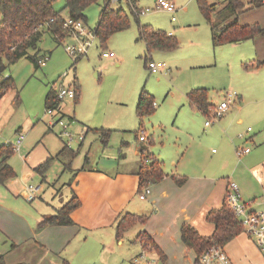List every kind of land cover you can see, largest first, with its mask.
Wrapping results in <instances>:
<instances>
[{
  "label": "crops",
  "instance_id": "1",
  "mask_svg": "<svg viewBox=\"0 0 264 264\" xmlns=\"http://www.w3.org/2000/svg\"><path fill=\"white\" fill-rule=\"evenodd\" d=\"M153 2L155 3V0ZM163 12L169 15L170 22L175 20L171 19L173 12H170L171 15L169 12ZM167 33L174 34V29ZM209 33L211 40L210 26ZM137 34L138 27L136 41L139 39ZM50 35L56 44L55 37ZM69 38L74 40L72 36ZM237 43L249 44L252 51L240 59L241 78L229 88L237 91V99L230 104V109L217 124L205 125L204 122L200 129L191 126L185 129L174 127V131L169 132V141L158 150L153 146L154 141L151 140L146 145L145 140H138V136L134 137L136 141L130 140L131 143L119 142L110 137L102 138L101 132L104 130L101 128L99 132H93L89 136L86 144L83 142L85 138L80 141L76 152L62 145L59 149L49 148L39 159L19 157L21 160L19 170L10 161V156L7 159L8 164L14 171L17 169L19 175L15 171L11 178L4 181L0 179V257L4 264L91 263L94 261L93 255L102 251L114 256L117 252V258L121 261L135 259L141 252L146 251L154 252L163 264H199L198 254L194 248L180 237V228L183 224H190L205 237L213 232L214 225L207 219V214L209 210L219 208L223 204L226 184L231 180L228 173L225 176L218 174L214 167L224 170L227 168V161L230 163L237 160L234 154L237 141L230 135L233 123H244L241 112L246 102L264 96V81L249 79L254 71H258L264 65V33ZM41 51L43 53L45 50ZM147 56L150 60V54ZM114 57L115 52L108 58ZM120 60L119 58L118 63ZM247 60L250 62H244ZM257 61L263 62L254 65ZM145 67L147 68L146 65ZM150 72L156 73L151 70ZM74 80L77 81V77L74 76L70 82L61 86H73ZM142 88L145 89V86H141L140 90ZM207 90L210 102L215 105L216 100L209 94L210 89ZM47 92L44 95V105ZM187 93V105L200 114L195 106L188 103ZM77 98L74 103L78 101ZM231 109L233 111L228 113ZM255 121L264 126V114L259 113L255 116ZM259 132L260 129L257 134L260 136ZM260 140H264V137ZM252 141L254 142V139ZM141 146L145 147L149 157L159 162L164 173L159 180L147 183L151 192L143 199L139 197L142 187L137 173ZM211 147H218L216 157L210 155ZM24 149L27 150L25 146ZM249 152L250 150L240 157ZM45 160H48V163L42 173L38 172L41 176H37L36 166ZM246 165L245 170L250 180H254L251 174H255L257 181L263 185L264 173L259 175V172L262 171L261 167H264V153H259L253 160H246ZM228 168L234 169L229 165ZM237 171L234 170L231 174L235 177ZM36 176L43 189L38 198L24 201L21 192L25 183L29 177ZM45 184L52 186L49 196L46 195ZM53 191L58 193L62 191V196L57 199L55 197L57 194ZM72 196H76L79 204L70 213L72 220L70 224H41L46 216L54 214ZM243 197L255 199L248 189L243 190ZM253 208L257 209L255 206ZM127 212L146 215L145 223L132 225L122 236L116 237L117 222ZM140 233L151 238L155 247L143 245ZM223 249L229 255L232 264H264L263 253L243 229L227 241Z\"/></svg>",
  "mask_w": 264,
  "mask_h": 264
},
{
  "label": "rangeland",
  "instance_id": "2",
  "mask_svg": "<svg viewBox=\"0 0 264 264\" xmlns=\"http://www.w3.org/2000/svg\"><path fill=\"white\" fill-rule=\"evenodd\" d=\"M103 1L91 3L84 10L87 28H94ZM173 2L176 10L172 14L175 20L170 22L167 13L153 9V0H111L110 7L124 10L130 18V23L128 28L113 33L106 40L105 48H102L98 39L93 36L86 54L79 55L73 64V57L66 52L65 44L73 43L74 40L66 36L55 44L51 33L45 30L38 45L41 50H45L41 57H46L38 68H35L26 57L18 59L6 68L4 75H10L14 85L3 94L0 101V144L13 141L18 133L22 135L21 151H13L10 157V161L18 170L21 157L39 159L49 148L59 149L65 145L64 138L58 135L60 126L56 120L60 116L68 121L73 137L70 149L74 152L80 143L77 138L79 133L84 134L85 139L82 141L86 144L89 136L93 132H99L101 128L108 133L107 138H115L119 142L136 141L134 137L141 135L143 130L144 143L148 145L152 140L155 150H158L169 141V132H173L174 127L185 129L191 126L200 129L203 126L207 114H197L195 109L188 106L186 93L193 87H206L210 89L209 94H212L213 100L218 103L222 100L223 92L234 91L229 88L241 78L240 59L250 54L252 47L244 43H226L214 47L210 40L209 24L197 7L196 0ZM64 5L65 0H55L53 8L65 17L68 12ZM133 7L142 8L145 13L136 16ZM219 8L220 4H216V10ZM222 13L217 31L221 26L232 22L235 17L242 25L259 24L264 27V3L251 7L247 0H241V5L237 6L235 12L224 9ZM138 22L166 32L173 28V36L179 41L178 47L171 51L155 49L150 53L148 65L151 61L164 63L163 68L156 73H151L149 68L145 67L143 59L145 43L139 39L135 40ZM106 50L114 51L116 57H102L101 52ZM119 58L121 60L118 63ZM244 62L249 63L250 60ZM251 75L249 79L264 81L262 78L264 65ZM74 76L79 83L78 101L74 103L77 96L75 99H60L59 109H56L55 113H50L44 105L45 92L50 88L56 91L61 85L70 82ZM77 81L73 82L76 90ZM141 86H145V90L154 97L156 111L145 116L139 123L135 103ZM15 95H19L17 103L14 102ZM244 105L241 112L244 123H233L230 135L237 141L234 154L235 148L240 145L249 147L250 152L240 159L235 154L237 160L230 163L227 161L226 169L218 170L214 167V170L224 176L228 173L242 196L243 190L248 189L252 192L255 199L243 198L252 201L257 210H264V184L257 181L255 174H251L254 180H250L245 170L246 160H253L259 153H264V140H260L264 137V126L255 121V116L259 113L264 114V96L255 101H248ZM232 111L231 109L228 113ZM221 118H217L211 124H217ZM247 127H250L249 131ZM258 129L260 136L257 135ZM86 130L88 132L85 133ZM24 146L27 148L26 151ZM22 152L24 153L20 156ZM216 152L218 147H211L210 155L216 157ZM228 165L234 169H229ZM17 169L15 171L19 175ZM232 170H238L235 177L231 174ZM261 170L259 175H263L264 167H261ZM36 175L41 176L38 171ZM37 176L29 177L25 184L29 182L39 184ZM45 185L46 195L49 196L52 186ZM53 193L57 194L55 195L57 199L62 196V191ZM141 253L142 257L136 256L138 260L133 258L121 261L117 258V252L114 256L102 251L93 255V262L81 264H163L154 252Z\"/></svg>",
  "mask_w": 264,
  "mask_h": 264
},
{
  "label": "trees",
  "instance_id": "3",
  "mask_svg": "<svg viewBox=\"0 0 264 264\" xmlns=\"http://www.w3.org/2000/svg\"><path fill=\"white\" fill-rule=\"evenodd\" d=\"M98 0H65L64 8L69 16L81 19L86 22L85 9L91 3H96ZM111 0H104L103 7L99 18L93 28L95 37L98 39L102 48L106 47V40L115 32L122 31L129 27L130 18L128 14L122 9H112L110 7ZM250 6L260 5V2L247 0ZM55 0H0V101L3 94L13 87L14 81L11 76H5L6 68L15 63L18 59L26 57L34 64L35 68L39 67L38 60L43 55L38 43L45 32L48 30L60 42L64 37L69 35V30L64 28L62 23L64 16L61 12L55 11L53 3ZM132 3V1H130ZM197 7L202 15H204L206 22L210 26L211 40L213 46H220L224 43H237L252 39L253 36L259 33H264V27L259 24H240L235 17L232 22L227 25L220 26L219 22L224 9H229L235 12L237 6L241 5V0H226L220 4V8L216 10V4L210 3L208 0H196ZM215 19H214V18ZM138 34L137 39H141L145 43V54L143 59L145 65L148 67V54L155 49L171 51L179 45L176 37L169 35L166 31L158 28H153L149 24L137 23ZM78 58L73 59V64ZM263 61H257L254 65H259ZM253 65V66H254ZM77 90L79 83L77 82ZM75 87V85H73ZM76 88V87H75ZM138 102L136 105V114L139 122L145 116L152 114L155 107L152 106L153 97L145 90H140ZM78 93V91H77ZM45 107L58 108L59 100L56 98L55 91L50 89L46 93ZM19 95H15L14 102L17 103ZM78 97V94H77ZM76 97V98H77ZM188 103L195 106L201 113L211 115L215 110V106L209 100L207 88H193L187 93ZM76 100V99H75ZM102 138L108 136L107 132H101ZM64 147H66L64 145ZM145 149L141 146V149ZM13 153L10 145L0 144V179H5L14 176L15 171L8 164L7 159ZM139 169L137 171L140 176V187L150 181L159 180L164 173L160 167L159 162L153 160L146 163L144 158L140 156ZM48 160L36 166V170L40 173L44 171ZM140 190V189H139ZM142 190H140L141 192ZM79 201L76 196H72L61 207H59L54 214L46 216L41 224L50 223L56 225L70 224L72 222L70 213L76 209ZM147 216L137 215L127 212L122 216L115 227V236L120 237L127 230L128 227L139 223L144 224ZM207 219L210 220L214 229L208 236H202L194 226L190 224H183L180 228V237L182 240L194 248L198 254V262L200 255L210 245L217 244L223 246L227 241L235 237L241 229V223L236 220L232 210L225 202L219 207L209 210ZM143 245L155 247V244L147 235L140 233ZM0 264H4L0 257ZM200 264V263H199Z\"/></svg>",
  "mask_w": 264,
  "mask_h": 264
},
{
  "label": "built area",
  "instance_id": "4",
  "mask_svg": "<svg viewBox=\"0 0 264 264\" xmlns=\"http://www.w3.org/2000/svg\"><path fill=\"white\" fill-rule=\"evenodd\" d=\"M226 0H210V3L214 4H222ZM251 2H260L261 4L264 3V0H250ZM153 9H157L160 11H166V12H174L175 4L173 0H155ZM134 14L143 13L144 10H136L133 7ZM171 19L174 20V15L171 16ZM64 28H67L69 30V36L74 37L73 43L65 44V50L66 52L73 57V59L78 58L79 55L86 54L89 45H91V37H95V34L93 32V28H87L85 26V23L78 18L71 17L69 15L65 16L62 23ZM171 35V33H168ZM113 51H103L101 52V56L106 58L113 56ZM46 56L41 57L38 62L39 64ZM164 66V63L161 61H156L155 63L151 61L148 65V68L151 71L156 72V70H159L161 67ZM65 74V73H63ZM56 98L60 101V99L63 98H69V99H75L77 96V90L73 86H60L56 91ZM237 93L232 90H227L223 92L222 100H220L218 103H216L215 110L213 113L206 117L205 125H209L213 123L212 121H215L217 118L222 117V115L230 108V104L237 99ZM152 106L154 107V104L152 103ZM50 113H55L56 109L54 108H47ZM58 126H60V130L58 135L61 138H64V143L67 148H70L71 141L73 140L72 133L69 130L68 121L64 119L62 116H60L56 120ZM55 122V123H56ZM54 124V123H53ZM51 124V126H53ZM247 130H250V127H247ZM141 135L138 136V140H144L145 135L143 134V131H141ZM78 140L82 141L84 139V134L79 133ZM23 140V137L21 135H18L13 141L10 142H4L1 144L4 145H10L12 147V150L14 152L19 151L21 147V142ZM250 149L249 147H245L243 145H240L235 148V154H237L238 157L242 155L243 153L248 152ZM139 156H142L144 158V161L148 163L151 161V157H149L146 149H142V151L139 152ZM226 191L224 196V202L229 206V208L232 210V213L236 220H238L241 225L243 231L250 236L255 242V245L257 246L258 250L263 253L264 255V210H257L253 208L252 201L245 200L243 196L241 195L239 188L236 186V184L228 180L226 184ZM42 185L39 184H33L29 182L25 187L23 188L22 192L23 197L26 201H32L33 199L37 198V196L41 193ZM142 191L139 193V197L143 199L147 194L151 192V189L149 185H144L141 189ZM139 257H142V253L139 254ZM135 260H138V257L135 258ZM200 264H232L229 255L225 253L223 246L212 244L210 247H208L206 250L202 252L199 258Z\"/></svg>",
  "mask_w": 264,
  "mask_h": 264
}]
</instances>
